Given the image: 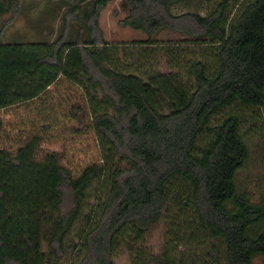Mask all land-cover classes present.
<instances>
[{"label":"trees","instance_id":"16d2710c","mask_svg":"<svg viewBox=\"0 0 264 264\" xmlns=\"http://www.w3.org/2000/svg\"><path fill=\"white\" fill-rule=\"evenodd\" d=\"M63 1L85 35L0 32V264H114L122 247L132 264L264 255V204L235 185L240 113L264 108V0L180 15L183 0H122L121 24L147 36L134 61L92 37L107 0ZM166 30L183 39L157 43ZM158 52L168 71L148 64ZM163 219L162 253L136 248ZM180 247L192 255L175 262Z\"/></svg>","mask_w":264,"mask_h":264},{"label":"rangeland","instance_id":"374dc122","mask_svg":"<svg viewBox=\"0 0 264 264\" xmlns=\"http://www.w3.org/2000/svg\"><path fill=\"white\" fill-rule=\"evenodd\" d=\"M197 1L199 0H183L172 7L171 12L173 15H180L198 10L205 14V2L199 7ZM126 16L127 11L122 7V0H107L105 8L100 11L97 28L92 30V37L103 39L109 46L117 47V56L120 59H122L121 50L128 49L126 52L132 54L134 61L138 57L129 51L130 47L133 43L145 42L147 36L123 26L121 22ZM78 17L79 20H74L68 14V8L63 0H6L4 10L0 14L2 42L51 43L60 34L75 38V32L79 31L85 35L86 29H80L81 13ZM181 39H183L182 35L169 30L161 32L154 38L157 43L172 42L173 44ZM151 59L148 64L158 62L159 72L168 71L165 59L159 52L151 56ZM240 114L243 121L241 135L248 150V159L235 175L236 191L245 195L252 204H264V108L258 111H242ZM166 224L167 221L163 219L144 241L136 244L135 247L158 257L166 244ZM216 243L217 247L222 249L220 243ZM204 249L205 247L199 251L202 252ZM190 255H192L191 251L180 247L175 253L174 261L177 262V258L186 261ZM111 260L114 264H132L124 247L120 248ZM252 264H264V255L256 256Z\"/></svg>","mask_w":264,"mask_h":264}]
</instances>
